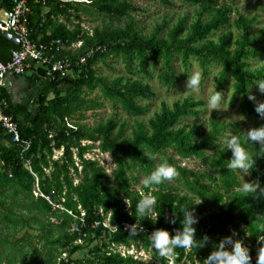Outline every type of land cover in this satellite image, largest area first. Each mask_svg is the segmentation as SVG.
<instances>
[{"label": "trees", "instance_id": "obj_1", "mask_svg": "<svg viewBox=\"0 0 264 264\" xmlns=\"http://www.w3.org/2000/svg\"><path fill=\"white\" fill-rule=\"evenodd\" d=\"M14 1L0 0L1 8L11 10ZM62 1L68 0L29 1L31 39L41 43L58 39L65 46L81 42L76 51L63 52L61 57L69 56L73 63L84 57L86 63L74 65L71 74L63 78L46 77V71L40 68L25 70L31 72V77L39 85V96L34 101L38 108L35 118L26 107L13 103L4 88L1 89L8 102L6 113L17 124L20 136L29 148L24 150L25 146L12 144L0 128V239L4 227L10 232L6 238L25 228L38 232L43 242V254L37 250L30 253L29 263L33 264H140L133 256H122L113 249L131 246L149 251L154 261L170 264V258L161 256L153 246L152 234L163 229L174 238L182 233L185 211H190L198 217V222L192 225L196 229V245L173 249L169 254L172 264H204L227 237L233 242L242 240L252 256L257 254L264 246V241L259 239L264 236V144L249 139L244 143L242 135L234 132L251 159L252 166L247 170L228 166L233 159L229 147L212 158L206 157L205 150L221 136L223 127L213 125L207 137L201 139L196 127L186 129L179 126L182 119L200 114L202 102L186 99L176 102L172 108L164 105L161 112L148 122V128L137 124L138 129L133 131L131 138L123 139L120 132L115 133L118 125L114 119L94 128L78 123L67 126V119L71 120L76 113L83 120L87 111L101 106L98 99H88L95 90L114 100L115 106L120 102L129 113L141 110L134 103L136 98L151 96L150 86L143 85L139 78L131 81L125 77L109 79L98 75L97 64L114 57H122L127 69H131L133 61L137 62L139 70L133 74L148 77L151 76L149 66L163 60L158 82L173 87L177 86L172 69L176 59H181L186 69L192 58L197 59L206 77L208 61L215 63L221 67L216 91L221 92L225 83L232 79L233 100L242 96L241 112L252 120L254 128L264 126V118L256 111L259 103L250 99L253 97L250 89L257 84L260 90L258 82L264 80V66L255 71L250 69L251 57L264 56V45L248 32L251 22L239 17L237 25L244 34L234 43L230 33L212 41L209 39L211 35L230 24V7L219 6L216 0H186L200 4L209 18L200 13L189 25L185 18L168 29L165 24L164 28L158 25L151 35L144 36L134 20L128 19L132 6L127 1L79 0L88 4ZM151 1L169 4L166 0ZM91 15L102 20V26L89 35L79 26L83 23L82 16ZM125 18L128 22L125 21L122 27ZM75 22L78 26L69 29L67 24ZM163 29L167 31L166 36L160 37ZM13 47L0 32V53L13 50ZM148 57L151 64H148ZM84 142L91 144L84 145ZM166 147L174 148L181 159L197 158L207 162L208 171L195 173L181 167V159L163 153L158 159L159 165L164 161L172 164L179 172L173 178L174 182L185 187L188 193H180L168 180L158 185H143L140 191H135L130 185L134 178L126 174L125 166L139 167L146 178L156 162L152 157ZM94 149L114 158L116 168L112 175H108L97 160L85 157ZM55 151H61L59 159L53 158ZM215 173L218 179L214 178ZM242 174L247 176L249 183L257 185L255 191L242 190ZM142 193L156 198L153 211L145 210L143 216L137 209ZM17 209L25 213L16 212ZM133 226L135 233L132 232ZM101 239H108V242L93 247L85 259H72L86 246ZM1 243L8 244L7 240ZM14 249L5 255L7 259L0 252V264L5 260L15 264V252L19 262L25 264L24 253L30 251L24 252V244L20 247L14 244Z\"/></svg>", "mask_w": 264, "mask_h": 264}, {"label": "rangeland", "instance_id": "obj_2", "mask_svg": "<svg viewBox=\"0 0 264 264\" xmlns=\"http://www.w3.org/2000/svg\"><path fill=\"white\" fill-rule=\"evenodd\" d=\"M129 2V5L132 6L131 12L129 11L128 19L134 20V24L137 25L138 29L141 30V34L144 36H149L153 33L154 29L160 25L163 27L165 24L167 29L169 27L174 26L177 22H181L186 18L188 25L196 21V19L200 16V13L204 16V18H209L207 12L202 11V7L200 4L189 3L186 0H166L169 2L168 5L162 4L159 1H151V0H124ZM218 5H227L231 9L230 14V24L225 28L215 32L213 35L209 37L212 41H218L221 35L230 33L232 36L233 43L242 37L244 32L238 27L237 21L239 17H244L248 21L251 22L248 32L251 37H257L260 39L261 45H264V0H216ZM64 2H86L87 1H79V0H68ZM46 12V10H45ZM132 18V19H131ZM83 23L80 24V29L92 35L93 31L97 28H101L102 20H96L94 16H82ZM132 20V21H133ZM63 21V20H62ZM125 21L128 20L125 18L123 20L122 27L125 26ZM107 22V21H106ZM69 29H73L78 26V22L74 24H67ZM115 25V23H113ZM164 28V27H163ZM160 37L166 36V30L163 29ZM263 41V42H261ZM259 45V44H258ZM78 45H74V49H78ZM255 47V46H254ZM258 47V46H256ZM151 59L148 57V64H151ZM163 60H157L155 63L149 66L151 76H145L143 74H133L138 72L139 68L137 62L133 61L131 69H127L124 64L123 58H110L105 63H98L96 66L99 70V76L106 77L109 79L125 77L126 79L138 80L140 79L143 85H148L151 88V96L148 99H141L140 97L136 98L134 101L141 110L137 112H127L126 108L121 107V103L118 102L115 106V103L109 99L108 97H103L99 93L98 90H95L91 94H89L88 99H98L99 104L101 105L99 108L93 109L92 111L86 112V117L81 120L80 114L76 113L71 120L67 119V126L72 127L75 123L79 125H85L88 128H94L98 125L105 124L109 119H114L117 123V128L115 133L120 132L121 137L131 138L133 131L137 130L138 125L142 124L146 128H148V122L155 117L156 114L160 113L163 106H167L168 108H172L176 102H183L186 99H192L196 102H202L200 109V114L194 118H184L180 122V127H185L186 129H190L192 127H196L199 131L198 138L205 139L207 135L211 132L213 125H219L223 127L221 131L222 134L218 139L214 140L213 146L205 150V155L208 158H212L218 153L220 150L228 147V140H230L235 131H238V135H242L243 142H247V133L250 129H254L253 122L250 120L245 114H243L240 110V104L242 102V96H239L236 100H233V84L234 81L229 79L225 85L222 92V100L221 105L212 109L208 107V99L209 97L216 91L217 84L216 82L219 79V73L221 72V67L215 63L208 61L207 63V74L206 77L201 64L197 59L192 58L189 61V66L186 69V66L182 63L181 59H176L172 63V69L177 77V86L173 87L171 85L166 86L158 82V76L163 70ZM250 69L255 71L257 69H261L264 66V56L257 54L254 57L249 59ZM131 71V72H130ZM201 72L202 79L198 89H193L188 87V78L194 72ZM20 82L18 86V93L13 94L12 98L15 104L25 105L27 109L31 112L33 118L36 117L38 113V108L33 100L37 99L39 96L38 87L39 85L34 81L31 77V72H27L23 74V76L19 77ZM86 91V90H84ZM250 93L255 98L253 99L255 103L264 102V94L260 92L257 84L254 85L250 89ZM88 94V91H86ZM52 99V96L49 97V100ZM91 142H84V145H90ZM97 148V144H95ZM165 154L167 157H171L177 160H180L175 152V149L172 147H166L161 150L160 153H157L156 156L152 157L155 160V165H153V170L159 165V158H161L162 154ZM61 157V151L54 152V159H59ZM89 160H97L99 165L104 166L107 170L108 175H112L113 171L116 168V162L114 158L110 157L109 154L99 153L97 149H94L92 154H86L85 156ZM181 167L187 168L190 171L195 173L208 171L210 167L209 164L203 161L198 160L197 158H185L181 159L179 162ZM80 171L81 168L79 167ZM125 172L128 176H132L134 180L131 182V187L135 189V191H140L143 184L142 180L145 178V173L139 168L134 167L132 164H128L125 166ZM214 178L218 179V174H214ZM77 177L75 183H77ZM175 179L168 180V183L177 188L180 193L187 194V190L185 187L177 185L174 182ZM240 182L243 186L246 183H249L248 178L245 174L240 175ZM220 183V182H219ZM212 187L211 184L208 183ZM218 186H221L218 184ZM216 185V187H218ZM179 187V188H178ZM218 191H221L220 189ZM222 192V191H221ZM223 193V192H222ZM144 195V193H142ZM198 202V201H197ZM199 203V202H198ZM0 211L2 212L1 208ZM16 212H20L21 214L25 213L21 209H17ZM153 217V216H152ZM197 219L198 217L195 216ZM27 220V218H25ZM54 222L55 220L52 219ZM105 227H107V221L104 223ZM76 228L73 226V231ZM10 232L3 228L1 232L0 239V252L7 259L5 255L9 252H14V244L17 247H20L21 244H24L25 251H30L29 253H24L25 264H33L29 263L30 253L34 251H38L40 254H43V242L39 238V233L29 228H25L21 232L16 235L9 236ZM7 240L6 245H3L1 242ZM107 243L108 239L95 240L93 243L86 246L83 251L76 253L72 256L73 260H81L85 259L88 256V253L95 247L96 245L101 246L102 243ZM80 243V242H79ZM87 245V244H86ZM226 250H231L232 245L227 244ZM117 252L121 253L122 256L130 255L133 256L135 260L139 261L140 264H161L160 262L154 261L151 257L149 251H145L142 247L131 246L130 248L124 247H116ZM16 254V262L15 264H21L19 262L20 258H18V254ZM168 258H170V264H172V258L169 254H166ZM254 256V255H253ZM252 256V257H253ZM64 258L66 256H63ZM198 263V260L195 259ZM188 263V261H186ZM1 264H9L7 260L2 262ZM215 264V262H213Z\"/></svg>", "mask_w": 264, "mask_h": 264}, {"label": "clouds", "instance_id": "obj_3", "mask_svg": "<svg viewBox=\"0 0 264 264\" xmlns=\"http://www.w3.org/2000/svg\"><path fill=\"white\" fill-rule=\"evenodd\" d=\"M201 79L202 73L199 71L194 72L188 78V87L198 89ZM258 83L260 90L264 92V80H261ZM250 99L255 98L250 97ZM221 100L222 92L215 91L208 99V107L212 109L218 108L221 105ZM256 111L262 118H264V102L257 105ZM247 137L251 141H258L261 144H264V126L250 129L247 133ZM228 147L233 151V159L228 165L230 168H241L247 170L252 166L249 154L242 146L239 137L233 136L230 140H228ZM178 175L179 172L177 169L168 161H164L142 180V184L144 186L153 184L158 185L166 180H171ZM256 187L257 185L246 183L243 185L242 190L245 192H253ZM155 204V196L142 195V198L137 205L139 214L143 216L145 214V210L152 212ZM174 222L175 221H173V223ZM197 222V218L192 212L185 211L182 233L177 234L174 238H171L170 233L167 230H157L152 234L151 242L153 246L159 250L161 256L172 254L173 249L177 247H194L196 245V241L194 239L196 229L192 225ZM132 232L135 233L134 226L132 228ZM259 239L264 241V236L259 237ZM226 244H231L232 249L226 250ZM218 247L219 250L211 253L204 261V264H213V262H215V264H252L253 257L251 255V250L244 245L242 240H236L233 242L231 237H227L225 240L220 242ZM256 264H264V246H261L258 249Z\"/></svg>", "mask_w": 264, "mask_h": 264}, {"label": "built area", "instance_id": "obj_4", "mask_svg": "<svg viewBox=\"0 0 264 264\" xmlns=\"http://www.w3.org/2000/svg\"><path fill=\"white\" fill-rule=\"evenodd\" d=\"M30 0H15L13 8L9 11L3 10L0 5V32L11 34L17 40L18 50L12 52L8 62L0 60V128L5 135L10 138L12 144L29 148L26 141H23L17 124L12 117L6 113L8 102L3 98L1 89L9 77L22 76L25 70L43 69L46 77H65L70 75L74 65H84L86 58L79 57L76 62H72L71 57L63 56V52L76 51L74 45L65 46L61 40L55 39L47 43H41L31 39L28 29L30 15ZM64 2V1H62ZM77 45L81 47V42ZM78 47V48H79ZM91 51V50H90ZM91 53V52H90ZM256 256H253V264H256Z\"/></svg>", "mask_w": 264, "mask_h": 264}, {"label": "crops", "instance_id": "obj_5", "mask_svg": "<svg viewBox=\"0 0 264 264\" xmlns=\"http://www.w3.org/2000/svg\"><path fill=\"white\" fill-rule=\"evenodd\" d=\"M1 17L2 16H1V13H0V18ZM10 41H11L12 45L14 46L13 50L10 49V50L4 51V53H0V60H4L5 62H8L10 60V58H11L12 52L18 49V45H17L16 41L15 40H10ZM71 52H73V50H71ZM19 77L20 76H18V77H9L7 79V81L5 82V84H4V90L8 94V96L10 97V99H11V101L13 103H15V102L13 101V98H12V95H11L10 92H12L13 94H17L18 93V86H19V82H20ZM34 101L35 100H33V103H34ZM22 106L26 107L25 105H22Z\"/></svg>", "mask_w": 264, "mask_h": 264}, {"label": "water", "instance_id": "obj_6", "mask_svg": "<svg viewBox=\"0 0 264 264\" xmlns=\"http://www.w3.org/2000/svg\"><path fill=\"white\" fill-rule=\"evenodd\" d=\"M6 38H8L9 40H15L17 43V40L11 36V34H4Z\"/></svg>", "mask_w": 264, "mask_h": 264}]
</instances>
